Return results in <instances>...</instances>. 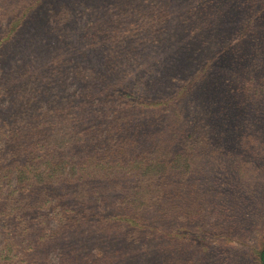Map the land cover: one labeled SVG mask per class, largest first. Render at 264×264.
I'll list each match as a JSON object with an SVG mask.
<instances>
[{
  "label": "trees",
  "instance_id": "obj_1",
  "mask_svg": "<svg viewBox=\"0 0 264 264\" xmlns=\"http://www.w3.org/2000/svg\"><path fill=\"white\" fill-rule=\"evenodd\" d=\"M200 1L0 0V264H201L259 202L264 0Z\"/></svg>",
  "mask_w": 264,
  "mask_h": 264
},
{
  "label": "rangeland",
  "instance_id": "obj_2",
  "mask_svg": "<svg viewBox=\"0 0 264 264\" xmlns=\"http://www.w3.org/2000/svg\"><path fill=\"white\" fill-rule=\"evenodd\" d=\"M69 0H46L41 11L51 10L56 8L60 2H68ZM75 5L88 9L89 11H102L108 10L111 7H120L122 0H75ZM125 1V0H123ZM139 8L149 9L152 2H168L171 8L178 10V8L186 9L189 3L190 7H194L197 10L200 0H186L188 3H184L182 7H178L185 0H131ZM213 10L226 9L223 0H212ZM256 1V0H255ZM237 11H248L246 6L241 4L237 5ZM249 12V11H248ZM107 18H110V14H107ZM15 46H11L8 51H13ZM259 202L249 204V210L236 206L235 210L230 214L231 218L228 221L232 225H236V229L230 233H226L228 226H226L225 232L220 235L212 234L208 235L200 243H204L201 248L196 252L195 256L201 264H259V254L264 248V193ZM207 223L211 221L222 222L226 218H206ZM120 244V240H117L116 244ZM110 253V252H109ZM162 255L158 254L156 245H148L146 248H139L137 246L131 247L129 255L126 260H130L133 264H157L158 259ZM50 260L53 264L58 261L57 256L53 253L50 256Z\"/></svg>",
  "mask_w": 264,
  "mask_h": 264
}]
</instances>
